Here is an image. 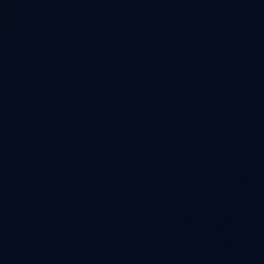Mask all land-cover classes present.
Instances as JSON below:
<instances>
[{
	"label": "water",
	"instance_id": "1",
	"mask_svg": "<svg viewBox=\"0 0 264 264\" xmlns=\"http://www.w3.org/2000/svg\"><path fill=\"white\" fill-rule=\"evenodd\" d=\"M0 264H264V0H0Z\"/></svg>",
	"mask_w": 264,
	"mask_h": 264
}]
</instances>
